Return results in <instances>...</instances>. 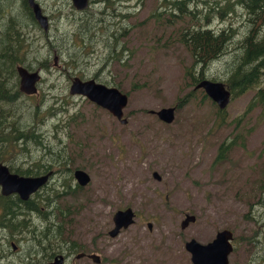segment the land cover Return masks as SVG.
Segmentation results:
<instances>
[{"label": "rangeland", "instance_id": "rangeland-1", "mask_svg": "<svg viewBox=\"0 0 264 264\" xmlns=\"http://www.w3.org/2000/svg\"><path fill=\"white\" fill-rule=\"evenodd\" d=\"M97 1L91 0L86 11H98L102 4ZM162 1L166 2L108 0L118 18L110 22L112 26L93 30L100 31L93 51L71 70L62 64L66 65L68 53L77 54V50L69 49L59 36L72 30L75 20L86 11H75L69 0H38L49 28L45 37L26 39L32 43L22 49L31 71H40L37 92L23 95L17 107L20 126L36 125L41 141L35 148H27L22 160L17 154L5 160L22 169L39 160L54 164L48 190H41L42 185L34 192L39 190L41 201L53 200L49 192L65 193L63 185L73 190L53 204L59 207V216L65 217L57 221L56 238L62 249L72 254L66 264H94L87 258L75 260L78 253L97 255L98 264H190L184 243L194 239L205 244L222 229L232 233L228 264H264V174L259 172L264 162V118L257 117L259 108L246 112L257 87L232 98L223 115L217 116L216 105L185 76L191 59L176 41L184 27L203 24L211 6L190 7L189 14L181 18ZM232 1H222L212 9L218 12ZM15 2L8 0L6 14L21 18ZM245 20L244 13L228 12L223 20L212 18L210 28L219 31L230 26L242 34ZM112 34H116L114 41L107 38ZM51 51L58 52V59L53 54L56 65L49 62L46 71L39 69ZM224 65L226 59L210 63L205 79L223 83ZM80 73L86 75L80 80L95 75V82L127 96L124 125L84 97L68 94L67 77L78 78ZM258 87L264 88V77ZM187 94L192 100L175 109L171 124L148 113L175 107L176 100ZM233 139L224 160L215 161L218 145ZM76 169L89 176L83 188H73L72 172ZM153 172L158 180L152 177ZM126 208L134 215L132 224L109 237L113 213ZM187 214L195 220L181 230L179 223ZM245 214L248 217L244 218ZM29 217L40 230L41 222L32 214ZM254 233L258 237L253 248L252 242L245 244L244 240ZM30 237L22 232L9 238L6 247L15 250L3 249L0 264H23L26 252L37 250ZM6 238V231L0 233V246Z\"/></svg>", "mask_w": 264, "mask_h": 264}, {"label": "trees", "instance_id": "trees-1", "mask_svg": "<svg viewBox=\"0 0 264 264\" xmlns=\"http://www.w3.org/2000/svg\"><path fill=\"white\" fill-rule=\"evenodd\" d=\"M15 1V3H19L17 8L20 13L26 15L29 21L23 19L21 21L22 24H19L14 15L6 14V11L9 10L7 8L8 0H0V164L7 165L11 172L20 176H40L50 171L51 166H54V164L41 163L39 160L30 165V168L22 169L14 167L9 160H5L6 156H13V154H17L18 159L22 160L23 157H27L26 149L29 147L35 148L38 140L41 141L40 131L36 125L29 124L30 127L25 128L20 126L17 103L24 94L18 88L19 79L16 74V68L22 67L29 71L33 70L25 62V54L22 49L25 46L29 47L32 43L24 39L25 32L35 34L36 31L30 23V21L32 22L31 15L25 1ZM222 1L227 0L162 1L164 7H169L174 14L181 16V18L189 14L188 9L190 7L196 10L198 6H211L205 13L203 24L184 27L176 35V41L187 51L191 59L185 76L190 80L191 86L195 87L200 81L205 79V71L210 63L219 59H226V65L223 66L224 76H220L221 79H225L222 81L223 83H217H221L225 90L228 93L230 92L229 101L257 87L246 106V112L259 108L257 117L264 118V88L258 87L264 77V0H233L230 4L226 3L220 11H213L212 7ZM96 3L102 4L98 11H82L81 13L85 11L86 13L75 20L72 30L59 36V38L68 42L70 45L69 49L77 50V54L75 51L67 54L64 60L66 65L62 64V68L77 69L75 67L76 64L84 62V55L88 51H93L94 43L100 35V31L98 33L94 31L112 26L110 22L118 18V13H114L115 9L112 8L108 0H98ZM108 11L112 15L107 13ZM236 11L245 14L246 20L243 24L244 32L242 34L238 32V28L230 26L223 27L219 31L211 30L212 18L216 17L223 20L226 13L235 14ZM172 17L174 18V16ZM48 28L46 31L41 30V37L46 36ZM114 35L116 34L107 35V38L114 41ZM54 41L57 46L61 47L59 39L55 38ZM54 52L58 59V52L51 51L44 58L48 57L45 60L46 63L42 66L40 65L39 69L46 71L49 68V62H53V65H56V60L54 63L53 58ZM107 57L108 55L103 59L101 65ZM78 58H80L79 61ZM195 76L196 78L193 80ZM84 77L86 78V75L80 73L78 79H83ZM67 79L70 80L71 78L67 77ZM90 79L95 81L97 77L92 75ZM209 82L216 81L211 80ZM199 90L202 92L201 89ZM189 96L187 94L178 98L175 102V109H179L189 103L192 100ZM215 113L221 117L224 112L216 109ZM30 116L33 119L36 116V110L30 113ZM233 145L234 139L232 142L224 141L220 143L214 160L223 161ZM45 150L48 151L46 148ZM259 172L264 174V162ZM62 188L65 193L62 192L60 195L49 192L53 200L45 198L41 201V197L37 194L39 190L26 201L19 200L15 194L6 197L0 195V233H5L6 231L8 234V238L4 239V245L0 246V253L3 252V249H11V247H6L8 241L11 240L9 238L22 234V232H28L35 246L41 243L49 246L50 249H47L49 252L44 253L46 256L48 255L51 258V255L57 254L56 251H59L57 248L58 238H56V236L59 237L57 221L65 217L59 216L60 209L53 204L63 194L67 195L73 191L70 187L67 188L64 185ZM49 208L50 210L46 212L45 209ZM30 214L34 215L38 222H41L40 230H37L32 225ZM245 217H248V215L245 214ZM257 237L258 234L254 233L247 237L244 242L245 244L252 242L253 245L251 246L254 248L255 238ZM33 252L29 250L26 252L28 257L22 259L23 264L38 258L32 254Z\"/></svg>", "mask_w": 264, "mask_h": 264}, {"label": "water", "instance_id": "water-1", "mask_svg": "<svg viewBox=\"0 0 264 264\" xmlns=\"http://www.w3.org/2000/svg\"><path fill=\"white\" fill-rule=\"evenodd\" d=\"M71 5L81 10L87 6V0H70ZM27 5L31 9L35 20L41 27L42 31L48 28L46 17L40 12L38 5L34 0H27ZM55 63V59H54ZM55 65V64H54ZM16 74L19 79L18 88L21 93L31 96L36 93L35 83L38 81V73L27 71L22 67L16 68ZM194 89H201L206 97L216 105L217 109L224 110L229 103V93L221 83L200 81ZM70 96L79 95L84 97L94 106L106 111L117 122L124 125L126 119L123 117V109L127 104V96L114 87H106L102 84L95 83L92 79L81 81L73 78L68 87ZM158 121L163 124H171L174 120L175 107H164L156 111H149ZM51 172L41 176H20L11 173L7 166L0 164V195L3 197L15 194L21 201H26L29 196L38 188L45 184ZM152 177L158 180V175L153 172ZM72 178L79 186L83 187L89 182V176L81 171L74 170ZM133 213L129 208L117 210L112 215L113 227L108 233L109 237H114L119 230L127 228L133 222ZM193 215H184L179 223L181 230L185 229L188 224L193 223ZM232 233L227 229H222L215 233L213 239L205 244H200L194 239L184 243V251L189 255L190 264H228V256L232 251ZM14 247V246H13ZM83 254L75 256L76 259L83 257ZM87 258L94 264L99 263L97 255H87ZM62 257L56 256L48 264H61Z\"/></svg>", "mask_w": 264, "mask_h": 264}, {"label": "flooded vegetation", "instance_id": "flooded-vegetation-1", "mask_svg": "<svg viewBox=\"0 0 264 264\" xmlns=\"http://www.w3.org/2000/svg\"><path fill=\"white\" fill-rule=\"evenodd\" d=\"M25 1V3H26V6H27V8H28V11H29V13H30V15H31V20H32V22L30 21V23L32 24V26H33V29H35V31H36V34H32L31 32H25V34H24V39H30V38H34V37H41V27H39V25H38V23H36L37 21L35 20V18H34V16H33V13H32V11H31V9L28 7V5H27V0H24ZM70 1V0H69ZM34 2L38 5V7H39V9H40V12L46 17V19H47V22H48V27H49V21H48V18H47V15L45 14V12L42 10V8H41V3L40 2H38V0H34ZM87 2H88V0H87ZM70 6L72 7V9H74L75 11H78V12H81V11H84V9L86 8H84V9H81V10H77V9H75L72 5H71V2H70ZM22 19H25L26 21H29V19H28V17L26 16V15H24V14H22V16H21V18H17V21H18V23L19 24H22V22L20 21V20H22ZM45 33V32H44ZM27 71H29V70H27ZM29 72H31V71H29ZM71 80V79H70ZM69 80V81H70ZM80 80V79H79ZM87 80H89V79H87ZM81 81H84V80H81ZM95 82V81H94ZM95 83H97V82H95ZM98 84H100V83H98ZM37 85V84H36ZM37 92V91H36ZM36 94V93H35ZM228 142H232V141H228ZM76 170H80V169H76ZM82 171V170H81ZM48 172H51V175L48 177V179H47V181L45 182V184L41 187V190H43V191H46V190H48V187H47V184H48V182H49V180H50V178L53 176V171L52 170H50V171H48ZM84 172V171H83ZM47 173V172H46ZM46 173H44V174H46ZM44 174H41V175H44ZM74 181V180H73ZM74 183H75V185H73L74 187L73 188H75V189H77L78 187L79 188H83V187H85V186H83V187H81V186H79L78 185V183L77 182H75L74 181ZM68 187V186H67ZM71 189V188H70ZM37 250H36V252L34 253H32L34 256H38V258L36 259V260H31V261H29V263H27V264H48V263H51L52 261H53V259H54V257H56V256H61L62 257V261H61V264H66V261H67V259L70 257V255H72L69 251H66V250H63L62 249V245H59V244H57V248L59 249V251H56L57 252V254H54V255H51V258H49L50 256H46L44 253H46V252H49L47 249H50L49 248V246L48 245H42V243L41 244H38L37 246ZM64 249H66V248H64ZM14 250H15V247H13V246H11V249H10V251L11 252H14ZM78 254H83V253H78ZM78 254H76V255H78ZM76 255H74V259L76 260V258H75V256ZM84 256L83 257H81V258H87V255H85V254H83ZM88 255H94V254H88ZM30 256V255H29ZM48 257V258H47ZM80 258V259H81ZM88 259V258H87ZM90 260V259H89ZM7 262L8 261H10V260H6ZM91 261V260H90ZM100 261V260H99ZM92 262V261H91Z\"/></svg>", "mask_w": 264, "mask_h": 264}, {"label": "bare ground", "instance_id": "bare-ground-1", "mask_svg": "<svg viewBox=\"0 0 264 264\" xmlns=\"http://www.w3.org/2000/svg\"><path fill=\"white\" fill-rule=\"evenodd\" d=\"M90 1L91 0H88V2H87V6H86V8L84 9V10H88V6L90 5ZM82 12V11H81ZM37 23V22H36ZM40 27V26H39ZM56 58V57H55ZM35 72V71H34ZM38 74H40V71L38 70V71H36ZM229 94H230V92H229Z\"/></svg>", "mask_w": 264, "mask_h": 264}]
</instances>
